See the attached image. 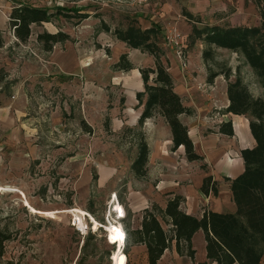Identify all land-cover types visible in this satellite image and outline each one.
<instances>
[{
    "label": "rangeland",
    "instance_id": "rangeland-1",
    "mask_svg": "<svg viewBox=\"0 0 264 264\" xmlns=\"http://www.w3.org/2000/svg\"><path fill=\"white\" fill-rule=\"evenodd\" d=\"M17 3L58 5L71 16L32 25L29 39L19 42L8 27ZM263 14L264 0H0V231L9 236L0 264H112L107 224L124 231L126 264H147L132 233L146 208L136 200L157 179L148 162L145 176L131 169L137 130L127 127L137 124L127 125L134 117L122 113L129 88L120 82L133 86L136 78L114 66L122 54L133 67L154 58L118 40L114 30H152L149 41L165 56L173 54L165 35L174 28L188 64L204 63L206 79L238 75L260 97L264 90L244 56L205 43L194 27L264 32ZM43 31H63L69 39L48 52L36 39ZM143 126L137 128L148 145Z\"/></svg>",
    "mask_w": 264,
    "mask_h": 264
},
{
    "label": "trees",
    "instance_id": "trees-1",
    "mask_svg": "<svg viewBox=\"0 0 264 264\" xmlns=\"http://www.w3.org/2000/svg\"><path fill=\"white\" fill-rule=\"evenodd\" d=\"M65 8L35 6L17 3L12 6L8 15V27L19 42H26L31 36V26L51 22L59 17H70ZM86 15H78L82 18ZM264 19V14L262 15ZM108 31L106 25L103 27ZM198 37L209 45L226 48L241 53L246 63L253 69L264 90V32L256 26L221 27L206 25L194 27ZM150 29L128 27L115 29L118 40L132 48L147 51L154 58L153 67L138 68L143 82V90L137 91L135 98L143 110L138 118L137 127L146 119L162 116L169 125L172 134V150L180 145L184 147L188 161H201L203 157L196 153L186 126L179 120L180 114H191L183 105L181 98L174 91L172 78L160 61V51L156 43L149 41ZM1 34V33H0ZM36 39L42 43L44 50L50 52L53 46L69 39L63 31L56 33L40 32ZM3 40L0 35V46ZM118 70L130 71L134 67L127 60L126 54L120 56L114 66ZM217 74H210L208 80ZM226 74V78H228ZM151 80V83L149 82ZM227 96L229 104L224 112L249 116L250 132L255 140L251 148L241 150L244 170L230 180V191L235 203L234 213L204 210L201 217L187 214L181 209L183 196L168 192L164 207L151 203V207L142 210L139 226L132 233L135 244L146 247L147 264H157L163 252L174 242L179 255L193 257L191 247L192 235L197 230L204 232L206 256L217 264H260L264 255V95L254 97L247 86L237 75L234 81L228 82ZM123 102V97L120 99ZM127 127L136 131L137 154L132 161L131 169L137 176H145L149 149L139 128ZM139 130V131H138ZM218 131L232 136L231 121L222 122ZM206 171V166L201 165ZM229 180V179H226ZM200 191L208 195L217 193V181L208 175L203 178ZM163 224L169 226L168 229ZM9 236L0 231V259L4 244ZM127 255V254H126Z\"/></svg>",
    "mask_w": 264,
    "mask_h": 264
},
{
    "label": "crops",
    "instance_id": "crops-1",
    "mask_svg": "<svg viewBox=\"0 0 264 264\" xmlns=\"http://www.w3.org/2000/svg\"><path fill=\"white\" fill-rule=\"evenodd\" d=\"M160 61L172 78L174 91L181 98L183 105L191 110L190 115L180 114L179 120L186 126L194 149L203 157V160L188 161L182 145L172 150L171 130L162 116L157 115L146 119L143 128L149 136L148 165L153 169L154 174H152L157 180L149 183L147 192L136 200V204L141 209L147 208L150 203L164 207L167 198L171 196L166 193L171 192L183 196L181 209L195 217H201L204 210L234 213L236 207L230 191V180L243 172L244 162L241 150L253 147L255 140L250 132L248 115L224 112L229 104L227 85L231 81L230 75L225 79L219 74L208 80L205 78V73L203 74L205 64L202 62L188 64L189 71L184 72L172 52H167L165 56L161 53ZM147 63L149 64L145 67H153L154 60L151 58ZM138 68L141 66H134L131 69L137 79H135V85L120 82L122 86L129 88L130 94L125 95L126 107L122 108V113L124 117H134V121L127 123L131 126H136L143 110V106H138L135 98L136 92L143 90ZM134 70L138 72V75L134 73ZM131 106L135 107V110L128 113ZM226 121H231L232 136L218 131L219 125ZM201 165L206 166V171L201 169ZM208 175L217 181L215 195L212 193L205 195L200 191L203 178ZM151 177L148 179L151 180ZM137 245L142 252L143 262L146 263V247L141 243ZM205 245L204 232L197 230L191 238V247L194 251L192 258L186 254L179 255L173 242L172 246L163 252L157 264H217L207 258ZM263 258L264 255L260 264Z\"/></svg>",
    "mask_w": 264,
    "mask_h": 264
},
{
    "label": "bare ground",
    "instance_id": "bare-ground-1",
    "mask_svg": "<svg viewBox=\"0 0 264 264\" xmlns=\"http://www.w3.org/2000/svg\"><path fill=\"white\" fill-rule=\"evenodd\" d=\"M36 211H39V210H36ZM71 211H76L78 214L85 215V216L88 215L87 213L83 212L82 210L78 208L77 209L74 208ZM47 213L51 214L50 212H47ZM77 218H79V220L81 219L80 216H78ZM92 222L94 224V228H97L99 226V223L96 222L94 219H92ZM103 226L106 231L107 241L115 245L112 258H111L112 264H126L127 257L124 251L122 250V247L124 245V231L121 225L120 224H107Z\"/></svg>",
    "mask_w": 264,
    "mask_h": 264
},
{
    "label": "built area",
    "instance_id": "built-area-1",
    "mask_svg": "<svg viewBox=\"0 0 264 264\" xmlns=\"http://www.w3.org/2000/svg\"><path fill=\"white\" fill-rule=\"evenodd\" d=\"M166 43L169 48L173 51V54L178 59L181 69L185 71L188 68V59L186 58L182 48V36L181 34L174 28L169 29L167 34L165 35Z\"/></svg>",
    "mask_w": 264,
    "mask_h": 264
}]
</instances>
